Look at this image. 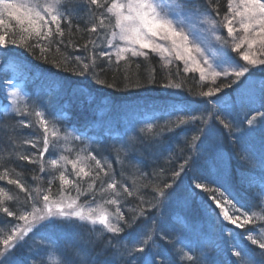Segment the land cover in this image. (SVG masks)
I'll return each mask as SVG.
<instances>
[{"label":"snow or ice","instance_id":"1","mask_svg":"<svg viewBox=\"0 0 264 264\" xmlns=\"http://www.w3.org/2000/svg\"><path fill=\"white\" fill-rule=\"evenodd\" d=\"M74 19H85L90 26L80 29L79 24H73ZM73 28L87 32L89 38L83 44L75 43L68 38ZM61 47L83 50L84 54H64L62 62L49 59L53 51L60 53ZM13 49L110 88L115 85L99 78L105 68L122 71L125 81H129L134 60L149 61L155 55L167 80L163 87L184 89L185 83L174 80L171 71L176 66L179 78L178 65L182 62V71L197 74L199 85V90L187 91L202 98L204 107L197 109L182 100L166 103L159 116L138 130L139 134L158 139L180 127L201 125L188 140L193 156L172 172L171 183L153 186V203L139 194V188H130L123 182V173L117 180L110 160L97 155L95 145L99 139L92 141L75 128L62 130L58 124L62 117L49 115L36 103L30 104L31 93L15 77L0 80L3 99L9 102L4 104L2 115L18 114L16 126L40 133L21 139L20 145L35 151L17 152L15 158L35 165L43 175L53 173L46 187L41 186L42 176H33L36 187L31 188L20 178L8 179L9 168L0 170V182L14 185L24 197L20 200L0 187V229H7L6 233L0 232V264H21L15 258L21 249L28 255L24 264H45V259L52 264H96L86 251L87 245L94 246L96 242L102 245V251L122 249L124 264H211L205 253L193 254L190 241L168 236L162 217L149 216V209L157 208L168 195L166 190L172 189L186 168L198 163L199 144L218 131L213 122L240 145L241 162L252 163L249 137L259 132L264 138V111L260 110L264 108V89L259 106H250L249 112L243 113L246 128L242 129L231 113L221 115L216 105L224 89L240 86L254 69L264 71V0H226L223 13L219 0H204L203 5L196 0H0V58L5 66ZM72 62L73 66L68 67ZM100 62L105 68L98 69ZM146 71L147 82L155 83L156 69L149 65ZM134 75L137 80L129 86L139 88L142 85L138 73ZM222 79L229 82L220 84ZM161 119L163 124L159 123ZM11 142L17 146L15 140ZM113 151L123 152V145H114ZM64 152L74 153V157ZM116 159L119 163L118 155ZM260 168L264 173V151L260 154ZM56 181L58 188L54 192ZM191 186L208 197L207 214L220 224L233 258L227 264H264V188L257 194L258 203L249 206L233 186L203 169L201 175L192 177ZM132 197L137 203L129 205ZM9 202H15V209ZM142 219L145 223L141 224ZM82 229H87L88 239ZM105 234L107 239H103ZM158 240L171 246V255L160 250ZM216 246L222 250L221 245ZM32 256L39 257L38 261H33Z\"/></svg>","mask_w":264,"mask_h":264},{"label":"trees","instance_id":"2","mask_svg":"<svg viewBox=\"0 0 264 264\" xmlns=\"http://www.w3.org/2000/svg\"><path fill=\"white\" fill-rule=\"evenodd\" d=\"M196 2L203 5L204 0H196ZM219 4L220 11L221 13H223L226 10V0H219ZM73 24H79L80 29H84L90 26L86 24L85 19H74ZM68 38L72 39L77 44H83L89 38V34L83 31L78 32L75 28H73L72 35ZM64 54L69 57H72L74 55H83L84 52L83 50L74 51L72 48L61 47V52L56 53L55 51H53V53L49 56V59H57L62 62V57ZM10 56L11 58L19 60L22 63L20 64L22 67L21 69H24L25 71H33L34 73L39 72L47 77L54 78L59 83H61L62 91H67V96L71 95L73 98H78L79 100L85 97L89 99V94H91L95 100L96 98L101 97L111 99L110 101L112 102V106H115V108H121V106H123L124 104L129 103L135 99L140 102H151L152 99H155L156 103H159L161 100H164L166 98H182L195 104H202V98L196 97L187 91L188 88H191L193 92L199 90V85L197 83V74H185L182 71L183 66L178 65L181 71L179 73V78H177L176 66H173L171 68V71L173 73L172 78L177 82L183 81L185 83V87L184 89H165L163 87V84L167 83L165 73L160 67L159 58L155 55H152L149 61H144L142 58H136L133 62L132 67L129 69V73L131 75V80L129 81H125L124 74L122 71H114L113 68H105L104 62H100L98 64V69L105 68V70L99 74V78L106 80L108 84H114L115 87L112 88L106 87L104 85L95 84L89 78L73 76L71 72L64 71L62 68H56L52 64L33 59L31 55L24 52L23 50H20V52L17 53L13 49ZM2 61L3 58H0V62ZM73 64L74 62L70 63L68 67H72ZM136 64H139V69L136 68ZM16 65L19 66L18 63H16ZM149 65L156 69L155 83L147 82L146 70ZM137 73L139 82L142 86L139 88L130 87L129 85L131 83L136 82L137 75L134 74ZM261 73H264V71ZM249 74L252 73L250 72ZM4 77V70H2L0 74V80ZM244 81H246V78H243V82ZM228 82V80L223 79L219 81L220 84ZM236 86L237 85H233V87L229 88V90H227L228 88H226L224 89V92L226 90L229 92H233ZM70 89H73L74 92H70ZM262 89H264V82L261 90ZM258 96L260 101H257V104H254L255 106H259L261 102V91L258 92ZM29 102L30 104H37V102L32 100H30ZM50 103L53 106H58V103L61 104L64 102H58V97L55 94H52ZM216 107L221 115H226L229 113V111L219 108L218 105H216ZM249 108L250 107L245 108L244 112H249ZM260 110L264 111V108ZM91 112L94 113V110L85 105H83L82 107L75 106L70 112L69 124L75 125V129H79L81 131H83L84 129V131L87 132L88 126H86V121L88 117L90 118L89 122H91V119H93V116H91L92 114H89ZM230 113L232 117L236 120V122L240 124V127L242 129L247 127L243 123L242 112L235 110L234 112ZM19 119V115L0 119V170H3V168L5 167L9 168L11 171L9 172L8 179L20 178L22 182L25 183L26 187L31 188L36 187V184L33 183L32 177L42 176L44 183L41 186L46 187L47 180L50 179L51 173H49L48 175H43L36 171L35 165H31L26 162H21L15 158V153L17 152L21 154H31L33 151H35L30 146L20 145L19 141L23 138H31L33 132H35V134L38 132V130L34 129H20L18 126H16L17 121ZM90 124L91 123L87 125ZM213 124L215 125V128L218 131L215 135L210 137L212 138V140L209 141V139H207L202 144H199L198 152L201 155L198 163L194 166L186 168L185 172H183L181 176L176 179V182L173 184L172 189L177 186L179 182L182 183L181 179L184 177V175L187 181H191L193 176L201 175V169H203V171L210 172V174L217 179L220 175L224 174L227 180V184L233 186L236 191L240 192L244 196L246 194L252 196L250 191L246 189V185H250V179L252 175L258 173L260 176H264V173H260V154L262 151H264V138L261 137L259 132H256L249 137L250 147L252 148L253 153L248 152V155L251 157L252 163H242L241 160L238 158L241 151L240 145L234 144V138H230L228 134L218 124H216L215 122H213ZM13 126H15V131L12 130ZM177 131L178 128L175 130V132L165 133L162 137L158 139L151 138L150 135L147 133H137L133 136L136 138L134 140H131L129 143L130 152L126 153V155L119 154V163L117 162L116 157H114L116 162L114 161L115 165L113 171L118 175L120 180L122 179L121 173H123V177L126 178L124 179L125 183H128V185L132 183L131 186H129L130 188H139V194L142 195L145 200L152 201L153 203H155L156 201L153 200V197L156 194L153 186H162L163 183H171L172 172L179 170V165L183 163L184 159L191 158L193 156V153L188 146V140L191 139V136H187L185 138V142H177L180 146L179 149H175V147L172 149L173 155L175 156L172 155L173 157L170 160L166 158L168 146H170L173 141L178 140ZM77 133L80 134V132ZM238 135L239 133H237V136ZM12 140H15L17 142V146H13L11 142ZM183 142L184 144H182ZM175 145L176 144L174 143V146ZM217 148L220 150V152L223 151L228 157V164H226L225 166V171L221 169V174L218 172H211L210 165L207 164L208 157H212V159H214ZM108 152L116 154L113 149H110V151L108 150ZM142 170L147 173L146 176L139 175ZM17 173H19L20 175H16ZM133 181H135V184H133ZM0 184L5 187L9 194L18 196L20 200H23V193H20L14 185H10L6 181L0 182ZM84 186L86 187V185ZM57 188L58 181L53 183L54 192ZM172 189L166 190L167 193L170 194V191ZM250 190H253V193L255 194L257 193V190L255 188H251ZM181 194L183 195L179 197L178 204L169 203L165 206H161L160 210H158L157 208L149 209V215L153 213H159L161 211L159 214L161 215L166 225V228L173 230V233L178 234L179 232H181V234L183 236H187V239L189 240L191 237H193L194 233H189L183 226H181L179 221L173 222V217H183L185 219V224H187L188 227L192 226L193 228H191L194 231L196 229L195 225L200 226L202 227V229H204V224L206 223L207 218L203 213V206L198 200L200 193H197L198 195H192L190 194L189 190H185V192ZM165 198L166 197L162 199L164 200ZM129 201L131 205L137 203L135 197L130 198ZM9 206L15 209V202H9ZM125 214L126 216L128 215L127 212ZM8 219L11 220V218ZM4 230V228L0 229V232H6ZM82 231L85 233V239H88L89 237L87 235V231ZM107 238L108 236L107 234H105L103 239ZM91 239L95 241V236H92ZM205 240L207 242L205 241V243H203L202 251H204V253L209 256V262H211V264H227L226 260L231 261L233 259L231 256H228L230 252L223 254L221 253V251L219 252L218 248L215 249L216 246L211 247V239L208 241V239L205 238ZM160 244L162 246L160 249L161 251H166L169 255L172 254V248L170 245L165 244L163 241L160 242ZM215 244L216 242L214 243V245ZM101 249L102 245L99 242H96L94 246L87 245L86 251L88 253L89 259H94L96 261V264H103V262H108V264H124L123 260H119L123 257L122 249L119 251L114 248H108L107 250H105L108 251L109 258L112 256L111 260L107 256H105L104 253H102ZM187 250L188 249H185V251ZM118 252L120 256L118 255ZM218 252L220 254H218ZM218 255L221 257L220 261H218ZM26 256L27 253L22 249L17 250V252L15 253V258L20 262H24ZM213 257H216L218 263L214 261Z\"/></svg>","mask_w":264,"mask_h":264},{"label":"rangeland","instance_id":"3","mask_svg":"<svg viewBox=\"0 0 264 264\" xmlns=\"http://www.w3.org/2000/svg\"><path fill=\"white\" fill-rule=\"evenodd\" d=\"M179 65H182V62H180ZM261 72H263V71L262 70H257V69L252 70L251 71L252 75L248 76L247 79H246V81H244L243 83H241L240 88L236 92V94L239 91L241 93V95L239 96L238 99L235 97L236 102L238 103V108L240 110L245 109V105L253 101V99H254V97H253V90H257V89L260 90L261 89V88H257L258 87L257 83H261L262 82V79H257L256 80V78L258 76H255L256 74H262ZM227 90H229V88ZM227 90L225 92H227ZM225 92L223 91V94H220L218 97L227 96L228 92L227 93H225ZM7 103H9V102H7ZM232 103H234V101ZM197 114H199V113H197ZM150 121H152V119H150ZM198 127H201V125L199 123H197L196 125H194V127H193V125H189L188 127H186V129L189 128V129L193 130L192 133L194 134L196 128H198ZM183 130H184V128H183ZM188 133H189L188 130H185V132H183V134L180 137L181 138H185V137H187V134ZM249 152L250 153H253L252 151H249ZM67 153H64V154L65 155H69V156L72 154V153H69V152H67ZM216 153H217L219 159H222L223 155H222V153L220 152V150L218 148H217ZM71 157H74V155L72 154L70 156V158ZM166 158L170 160L171 157L169 156V157H166ZM0 187H2V188L5 189V187L2 184H0ZM5 191L7 192L6 189H5ZM169 197L171 198V196H169ZM128 204L130 205V203H128ZM54 259H55V257H54ZM51 263H52V261H49V260L45 259V264H51Z\"/></svg>","mask_w":264,"mask_h":264}]
</instances>
